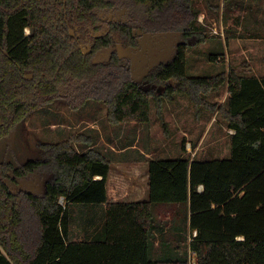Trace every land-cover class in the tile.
Returning <instances> with one entry per match:
<instances>
[{
  "label": "trees",
  "instance_id": "obj_1",
  "mask_svg": "<svg viewBox=\"0 0 264 264\" xmlns=\"http://www.w3.org/2000/svg\"><path fill=\"white\" fill-rule=\"evenodd\" d=\"M243 2L251 10L240 17ZM257 7L264 1L0 0V139L56 99L101 101L119 124L148 121L152 101L162 118V99L178 93L234 130L228 157L149 158L146 201L107 200L110 162L83 132L39 142L22 163L1 160L0 264H187L188 228L198 264H264V76L241 75L246 62L186 74L187 47L205 40L210 19L245 26ZM162 33L179 35L173 55L136 67L132 55ZM224 84L225 100L210 102ZM75 203L104 205L97 234L70 238ZM156 243L169 255L151 256Z\"/></svg>",
  "mask_w": 264,
  "mask_h": 264
},
{
  "label": "rangeland",
  "instance_id": "obj_2",
  "mask_svg": "<svg viewBox=\"0 0 264 264\" xmlns=\"http://www.w3.org/2000/svg\"><path fill=\"white\" fill-rule=\"evenodd\" d=\"M263 1L261 0L260 3ZM249 7L248 2L241 3L236 15L239 14L241 17L244 11L251 10ZM253 12L255 16L257 14L256 21H252L255 18L252 16L247 19V24L244 26L240 19L238 25L235 24L226 29L228 39L232 33L238 31L242 33L243 36L238 41L240 47H237H239V51L241 49L246 50L245 53L236 55L235 58L232 57L230 59L232 64L247 59L245 56L250 50L248 49L249 45H254V42L249 40L244 33L247 31L248 33L264 32V9L253 8ZM202 18L203 14H199L198 20H202ZM217 29L220 31L219 26ZM25 32L28 33L29 31L26 30ZM150 39L151 41L147 44L154 51L151 54L148 52L139 54V60L144 63V66L170 58L180 38L178 34L162 33L153 34ZM225 41L222 35L209 33L203 42L188 45L186 74L190 76L210 75L218 69L226 67L227 62L214 61L211 58L213 54L227 55ZM230 45L231 42L229 47ZM83 50L85 51V48ZM157 89L158 93H162L163 86L159 85ZM206 98L210 102H223L225 88L222 85L218 90L206 95ZM162 103V118H160L156 113L155 103L151 102L150 118L143 123L146 128L140 132L142 140L139 142V147L153 153L155 158H191L195 156L200 159H212L229 156L228 134L230 130L219 112L198 108L190 102L186 95L179 93L172 100L163 98ZM119 125L120 123L112 124L107 120L106 106L101 101L90 99L74 109L69 106L65 99H56L52 104L32 111L18 124L8 138L0 139V161L7 159L22 163L38 157L39 142L58 141L80 132L91 136L93 139L92 146L100 149L102 142L97 138L100 135H108L110 130L111 135L115 134L121 130ZM121 138L114 144L121 145ZM145 138H148L146 143L144 142ZM182 141L185 143L184 148H188V151L182 148ZM73 145L78 150H81L79 147H87L85 142H73ZM164 148L168 151H163ZM70 213V238L84 239L98 233L103 221L102 204L75 203Z\"/></svg>",
  "mask_w": 264,
  "mask_h": 264
},
{
  "label": "crops",
  "instance_id": "obj_3",
  "mask_svg": "<svg viewBox=\"0 0 264 264\" xmlns=\"http://www.w3.org/2000/svg\"><path fill=\"white\" fill-rule=\"evenodd\" d=\"M198 3H203L205 0H196ZM254 7L257 6V3H260L261 0H251ZM200 14H203L202 20L207 16L203 11ZM212 24L210 26V33L222 35L225 38L226 29L229 28L232 23H223L221 19L215 20L214 18L210 19ZM256 21V17L252 20ZM217 23L220 27V31L217 29ZM216 26V27H215ZM215 31V32H214ZM242 33L239 31L237 33H232L226 42L227 55L219 56L214 61H221L223 63L227 62L228 65L221 69H227L229 65L237 66L241 62H246L244 65L245 72H241V75H251L261 78L264 76V37H247L249 40L254 42V45H249V52H247V59L242 60L237 64H232L230 59L237 57L246 52V50L238 48L240 47L238 41L242 37ZM231 45L229 47V43ZM239 46V47H237ZM233 47V48H232ZM249 53V54H248ZM230 54L232 55L230 57ZM221 69H218L221 70ZM217 72V71H216ZM225 88V98L227 96V84H224ZM224 98V100H225ZM223 100V101H224ZM144 122H135V121H124L121 122L119 127L121 130L111 135V130L108 135H100L97 138L102 142L100 146V151L106 156L110 162L108 176H107V200L111 202L123 201V202H136V201H146L148 200V159L155 158L153 153L148 152L145 148L139 147V142L142 140L141 131L146 128L143 126ZM227 126V124H226ZM228 127V126H227ZM230 130L228 136L234 133V130ZM122 137L121 145L114 144L119 138ZM148 138L144 140L146 143ZM76 146V145H75ZM102 147V148H101ZM78 148V147H77ZM81 151L87 150L89 147H79ZM165 149V148H164ZM163 151H168V149ZM188 151V148L185 149ZM152 152V151H151ZM156 152V150H153ZM166 158V157H158ZM99 176H97L98 178ZM201 188V187H200ZM104 205L102 209L104 210ZM157 209V208H156ZM194 230L188 228L186 232L187 237V246L186 251H189V238ZM78 240V239H74ZM167 250V249H166ZM169 253L163 250L157 243L155 248L152 251V256L155 258H161L168 256Z\"/></svg>",
  "mask_w": 264,
  "mask_h": 264
},
{
  "label": "built area",
  "instance_id": "obj_4",
  "mask_svg": "<svg viewBox=\"0 0 264 264\" xmlns=\"http://www.w3.org/2000/svg\"><path fill=\"white\" fill-rule=\"evenodd\" d=\"M215 32V31H214ZM196 235V230L193 231V233L191 234L189 241ZM187 264H198L195 254L193 251H191L189 249V251L187 252Z\"/></svg>",
  "mask_w": 264,
  "mask_h": 264
},
{
  "label": "flooded vegetation",
  "instance_id": "obj_5",
  "mask_svg": "<svg viewBox=\"0 0 264 264\" xmlns=\"http://www.w3.org/2000/svg\"><path fill=\"white\" fill-rule=\"evenodd\" d=\"M143 51H145V52H148L149 54H151L152 53V51H154L153 50V48H151V46H148V44H144V48H143ZM139 55H136V54H133L132 55V57H133V59H135L136 60V67H139L140 68V63H142L140 60L138 61L137 60V57H138Z\"/></svg>",
  "mask_w": 264,
  "mask_h": 264
}]
</instances>
